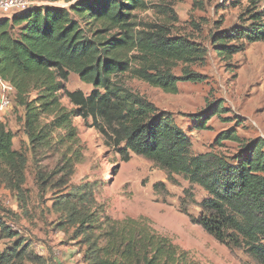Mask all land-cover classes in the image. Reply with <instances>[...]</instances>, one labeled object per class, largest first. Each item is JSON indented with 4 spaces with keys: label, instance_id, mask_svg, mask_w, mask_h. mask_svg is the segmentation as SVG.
<instances>
[{
    "label": "trees",
    "instance_id": "trees-1",
    "mask_svg": "<svg viewBox=\"0 0 264 264\" xmlns=\"http://www.w3.org/2000/svg\"><path fill=\"white\" fill-rule=\"evenodd\" d=\"M248 2L256 6L259 0ZM144 10L145 0H80L69 10L35 6L0 18V79L14 88L12 97L25 110L29 142L34 148H50L59 130L74 141L75 117L92 119L106 145L124 153V161L132 152L154 162L168 178L183 175L207 192L210 197L202 203L197 224L220 244L244 248L264 264V140L243 147L232 158L212 153L192 156V141L186 132L172 120L156 117V107L123 84L122 77L129 74L167 94H178L180 81L203 82L191 67L205 62L207 50L173 37L165 24L145 23L136 29L134 13ZM263 18L264 13L253 14L249 28L213 35L217 55L229 59L239 54L242 40L264 42ZM80 20L99 28L89 36ZM179 66H183L182 76L176 77L174 70ZM71 74L92 85L93 92L67 91L65 83ZM63 96L73 109L62 104ZM218 105L210 104L204 113L192 115L197 130L209 129V120L225 112ZM13 139L0 119V165L17 172L24 166V157L13 149ZM227 140L237 142L239 138L230 130L216 142L220 145ZM147 223L131 218L105 222L107 229L92 243L86 261L200 264Z\"/></svg>",
    "mask_w": 264,
    "mask_h": 264
},
{
    "label": "rangeland",
    "instance_id": "rangeland-1",
    "mask_svg": "<svg viewBox=\"0 0 264 264\" xmlns=\"http://www.w3.org/2000/svg\"><path fill=\"white\" fill-rule=\"evenodd\" d=\"M33 1L36 7L69 10L80 0ZM145 3L147 10L134 13L136 29L145 23L165 24L173 37L204 47L205 62L191 67L203 82L180 81L178 94H167L129 74L122 77L123 84L153 104L156 117L164 116L186 132L192 156L212 153L232 158L243 147L264 140V42L242 40V52L229 59L220 58L212 43L219 32L249 28L251 15L264 13V0L256 6L248 0ZM80 23L89 36L99 28ZM182 69L176 68L174 75L181 77ZM65 89L90 95L94 87L71 74ZM10 99L0 119L14 134L13 149L24 157V166L15 172L0 165V264H88L92 243L107 229L105 222L126 218L147 221L200 264H259L244 248L220 244L197 224L202 203L210 196L183 175L168 178L154 162L132 152L124 161V153L106 145L92 119L75 117L74 141L59 130L52 147L34 148L24 130L25 110L14 97ZM61 102L69 110L74 108L64 96ZM215 103L225 112L209 120V129L197 130L192 115ZM230 130L239 141L219 145L218 137Z\"/></svg>",
    "mask_w": 264,
    "mask_h": 264
},
{
    "label": "built area",
    "instance_id": "built-area-1",
    "mask_svg": "<svg viewBox=\"0 0 264 264\" xmlns=\"http://www.w3.org/2000/svg\"><path fill=\"white\" fill-rule=\"evenodd\" d=\"M33 0H0V18H11L14 15L28 11L35 7ZM15 94L14 88L0 79V115L6 113L11 104V97Z\"/></svg>",
    "mask_w": 264,
    "mask_h": 264
}]
</instances>
